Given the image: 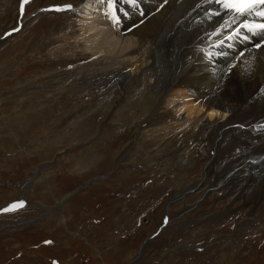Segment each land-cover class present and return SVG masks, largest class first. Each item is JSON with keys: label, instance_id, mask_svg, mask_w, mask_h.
<instances>
[{"label": "rangeland", "instance_id": "374dc122", "mask_svg": "<svg viewBox=\"0 0 264 264\" xmlns=\"http://www.w3.org/2000/svg\"><path fill=\"white\" fill-rule=\"evenodd\" d=\"M80 1L29 0L21 10L22 0H0V35L47 11L0 42V207L28 202L0 213V264H264V167L246 165L258 185L248 199L227 148L215 153L206 132L167 128L176 120L170 107L134 140L164 89L146 75L142 93L121 81L122 93L110 73L92 69L76 15L48 11ZM131 10L146 8L126 0ZM97 177L104 180L88 184ZM188 187L195 190L167 205ZM165 212L171 221L160 229Z\"/></svg>", "mask_w": 264, "mask_h": 264}, {"label": "bare ground", "instance_id": "6f19581e", "mask_svg": "<svg viewBox=\"0 0 264 264\" xmlns=\"http://www.w3.org/2000/svg\"><path fill=\"white\" fill-rule=\"evenodd\" d=\"M125 2H114L118 23L112 17L109 0H81L76 6L66 5L62 9L76 15L79 37L95 60L92 69L110 73L111 83L118 86L122 93L121 81L130 83L132 93L141 92L146 75L149 80L147 85L150 83L155 89H164L134 140H138L136 136L140 138L147 133L143 124L153 119L161 107H170L176 120L166 127L181 131L192 128L198 134L206 132L216 140L215 153L220 148H227L225 161L229 171L233 176L235 172L243 176L240 172L243 170V181L247 182L244 193L248 199H254L253 188L261 186L264 179L259 177L262 179L260 184L251 186V181L257 177L245 172V168L247 165L253 172L258 167H264V135L252 134L258 131L261 126L258 122L264 118V47L246 45L240 48L234 39H226L229 32L232 34L240 27L243 18L222 29L224 36H211L230 17L210 16L209 13L217 8L209 7L207 0H140L139 5L146 8L145 14L140 10L125 13ZM45 12L38 10L24 20L18 18L20 30L35 15ZM132 12L134 15L129 17ZM142 19L145 20L141 22ZM131 21L138 26L127 28L126 22ZM250 21L259 22V18L248 17L244 22ZM10 30L12 34L13 29ZM160 31L164 34L162 37L158 34ZM252 37L256 40L255 46L264 45V37ZM9 38H0V42ZM113 39L116 43L122 41L120 47L110 43ZM221 39L224 40L223 45L215 46L214 42L218 43ZM235 39L238 40V37ZM209 52L213 53L211 59L207 55ZM227 52L230 53L220 54ZM112 70L121 71L122 75H113ZM155 89L150 91V99H155ZM166 127L149 132H165ZM233 151L234 154H231ZM258 156L261 158L254 162ZM189 188L176 193L170 200L189 195L191 192L186 193Z\"/></svg>", "mask_w": 264, "mask_h": 264}, {"label": "snow or ice", "instance_id": "6c2138e0", "mask_svg": "<svg viewBox=\"0 0 264 264\" xmlns=\"http://www.w3.org/2000/svg\"><path fill=\"white\" fill-rule=\"evenodd\" d=\"M29 0H23L21 5V10H23L24 4H27ZM115 0H109V8L112 9V17L116 20L115 16ZM130 3L135 4L136 0H129ZM209 4L219 5V9L209 13L210 16H227L229 19H225L224 23L221 25L220 29H217L215 32L211 33V36H224L222 29L230 27L232 23H235L237 20H241L240 27L236 28L232 34L228 35L226 39L233 40L236 37L241 35V28L247 33H251L253 36L264 37V0H207ZM248 17H258L259 22L255 23H246ZM118 23L119 21L116 20ZM244 39H248V36H244ZM215 46H221L224 43V40L221 39L218 43L214 42ZM258 48L264 47V45H257ZM221 55H227V53H220ZM209 59L213 57V53L209 52ZM243 55V53H241ZM261 128L264 129V125H261ZM22 206V205H20ZM17 207L13 205L12 208Z\"/></svg>", "mask_w": 264, "mask_h": 264}, {"label": "water", "instance_id": "95a60500", "mask_svg": "<svg viewBox=\"0 0 264 264\" xmlns=\"http://www.w3.org/2000/svg\"><path fill=\"white\" fill-rule=\"evenodd\" d=\"M0 38H2V37H0ZM99 180H103V178H100V179H99V178H96V179H95V181H99ZM89 182H90V181H89ZM91 182H94V181L92 180ZM188 191H189V190H188ZM188 191H186V192H188Z\"/></svg>", "mask_w": 264, "mask_h": 264}]
</instances>
